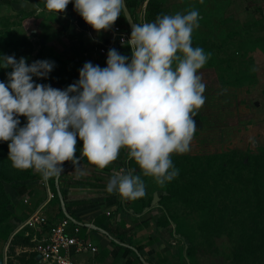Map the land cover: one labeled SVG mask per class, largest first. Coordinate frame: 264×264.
Listing matches in <instances>:
<instances>
[{
    "label": "clouds",
    "instance_id": "9594fccd",
    "mask_svg": "<svg viewBox=\"0 0 264 264\" xmlns=\"http://www.w3.org/2000/svg\"><path fill=\"white\" fill-rule=\"evenodd\" d=\"M70 2L45 0L36 14L65 12ZM74 10L97 32L110 30L126 13L123 0H74ZM198 27L195 9L135 23L130 39L122 41L131 46L130 58L109 49L106 67L84 63L79 79L63 90L33 80L48 77L55 62L29 65L25 57L0 56V67L12 69L7 83L0 81V141L8 142L12 166L48 180L71 161L80 178L86 170L75 155L79 138L83 157L99 170L125 150L144 177L161 187L171 182L179 174L172 155L190 150L194 117L206 101L199 70L212 54L193 46ZM20 116L27 120L23 126ZM135 173V168L114 172L106 191L124 200L143 197L146 185Z\"/></svg>",
    "mask_w": 264,
    "mask_h": 264
},
{
    "label": "rangeland",
    "instance_id": "374dc122",
    "mask_svg": "<svg viewBox=\"0 0 264 264\" xmlns=\"http://www.w3.org/2000/svg\"><path fill=\"white\" fill-rule=\"evenodd\" d=\"M246 4L250 3L233 4L225 21H232L227 42L247 55L248 72L230 78L234 95L224 106L205 101L201 115L194 117L190 150L172 155L179 174L163 186L165 196L169 194L164 198V218L176 225L174 231L178 228L185 251L187 238L192 242L193 264H264V30L258 32L264 27V13L246 11ZM44 5L45 0H0V55L25 57L29 65L36 60L55 62L48 77L33 80L63 90L79 79V69L70 58H81L78 49L84 33L77 29L75 11L63 19L68 25L61 32L54 24L60 21L55 12L45 9L36 14V8ZM259 6L264 10V0L255 1V10ZM119 17L123 28L124 19ZM245 26L246 33L240 32ZM200 39L195 43L203 48ZM19 119L21 126L27 122L24 116ZM8 152L6 142L0 151V223L7 214L14 218L16 206L25 198L31 201L48 191L47 181L41 184L36 179L39 174L14 168ZM150 181L155 183L151 177ZM29 184L34 185L32 191L20 195L18 187Z\"/></svg>",
    "mask_w": 264,
    "mask_h": 264
},
{
    "label": "crops",
    "instance_id": "0c3cea01",
    "mask_svg": "<svg viewBox=\"0 0 264 264\" xmlns=\"http://www.w3.org/2000/svg\"><path fill=\"white\" fill-rule=\"evenodd\" d=\"M243 1L250 3L245 5L246 11L253 8V11L259 15L264 13L261 6L257 10L254 7L255 1L260 4L262 0H203L202 3L201 0H177L170 2V10L166 12V14L184 13L192 9L199 12V27L192 34V43L196 47L197 38H201L202 41L199 42L205 44L203 47L205 52L212 54L199 72L203 82L209 83L203 95L209 102L218 101L216 104L218 107L224 106L226 100L234 95L232 86L229 84L230 78L237 74L246 75L248 72L247 55L242 54V50L240 53L233 49L232 44L227 42L228 36L231 35L232 21L227 18L225 21L226 11L233 4L242 5ZM71 3L74 4V0ZM70 5L68 4L65 12L56 13L60 21L55 20L54 24L61 32L66 31L68 23L63 19L66 20V17L70 16ZM76 15L77 29L84 33V41L78 49L82 59L76 56V60L90 61L103 68L106 67L109 49L115 48L121 55L131 52L130 45L119 42L118 39H112V28L97 32L84 19H82L83 24L79 22L77 12ZM234 16V14L230 15L232 18ZM117 20L121 22L120 17ZM235 20L238 21L239 18L235 17ZM123 25L124 30L129 31L126 30L125 21ZM54 29L55 27L51 26L50 31ZM247 29L248 26H245L240 32L246 33ZM262 30L264 27L258 32H263ZM102 47L107 48V53L100 52ZM203 107L204 105L199 109L198 114L201 115L200 110ZM76 147L75 155L79 158L80 166L86 170V175L77 178L74 172L75 166H72L71 162L65 168L64 174L56 177V188L58 193L61 192L59 195L64 201V206L61 199L59 205L54 196L51 197L54 187L48 180H46L48 191L45 194L41 193L39 197L31 198V201L25 198L24 203L21 202L16 206L15 217L12 218L15 229L5 243H0L1 264L9 262L44 264L33 250L31 239L29 243H26L24 237H21L26 231L40 234L45 230H36L24 225L27 219L39 209L47 216L51 224L68 217L72 222L70 230L73 228V223L81 227L77 236L84 240L89 248L87 250L71 248V256L76 264H193V261L187 257L185 248L183 249L181 237L174 231L176 225L173 222L169 225L164 223L163 208L167 199L162 197L166 194L159 198L158 205H151L155 192L165 191V188L150 181V177L140 174L139 166H132L131 162L126 160V154L123 151L116 161L105 169L99 170L83 157L82 147L78 144ZM121 168H135V174L141 175L146 185V193L143 197L136 200H124L118 193L109 194L106 191L110 177ZM15 234L18 236L15 237ZM137 256L142 263L136 261Z\"/></svg>",
    "mask_w": 264,
    "mask_h": 264
},
{
    "label": "built area",
    "instance_id": "2783aa9c",
    "mask_svg": "<svg viewBox=\"0 0 264 264\" xmlns=\"http://www.w3.org/2000/svg\"><path fill=\"white\" fill-rule=\"evenodd\" d=\"M144 22L146 20L143 12L139 23ZM111 33L112 39H118L119 42L130 39L129 31H125L118 20L113 25ZM100 52L107 53V48H100ZM52 196L53 194H51ZM71 224L72 222L68 217L51 224L41 209L35 211L27 219L25 226L33 227L36 230L45 229L40 234L31 233V231L25 232V235L33 243V250L44 264H76L71 256V248L75 247L76 250H87L89 248L86 242L77 236L81 227L74 224L72 230H70ZM93 250H96V248H93Z\"/></svg>",
    "mask_w": 264,
    "mask_h": 264
},
{
    "label": "trees",
    "instance_id": "16d2710c",
    "mask_svg": "<svg viewBox=\"0 0 264 264\" xmlns=\"http://www.w3.org/2000/svg\"><path fill=\"white\" fill-rule=\"evenodd\" d=\"M170 2H172V0H126L127 7L131 11L135 21L138 23L141 20V14L143 12L145 15L146 22H153L155 20V18L157 17V15L166 14V12H168L170 10ZM145 3H146V6H144ZM71 11H75V10L73 8H71ZM121 15H122L125 23H127L126 18L124 16V13ZM78 18H79V22L81 21V23L83 24V21H82L83 18L79 14H78ZM126 30H129L128 25L126 26ZM126 54L128 55L129 58L131 57V52L126 53ZM0 56H2V55H0ZM70 62L72 64L75 63L76 68H78L79 70L83 67L84 63H86V61L76 60V57L70 58ZM63 64H67V63H63ZM105 65L107 66V63ZM11 70L12 69L10 67L9 68L0 67V81L7 83V81H8L7 73L10 72ZM77 140H78L77 144L80 145V147H83V141L79 140V138H77ZM5 145H6V142L0 141V151L3 150ZM122 151L125 152V154L127 155L125 150H122ZM130 162H131L132 166L137 165L134 160L130 161ZM70 163H71V161H65L63 163V171H62L60 176H62L64 174L65 168ZM109 168L111 169V166ZM36 179H39L41 181V184H44V179L41 176L37 177ZM55 179H56V177L50 178V179H48V181L53 185V187H54V199L60 205V199L61 198H60V195H59L58 190L56 188V180ZM33 187H34L33 184L21 185L18 187V193L20 195L28 194L32 191V190L30 191V189ZM167 196L164 195L162 197V199L166 198ZM164 219H165L164 223L167 225H169L172 222V220L170 218H168L167 216H165ZM73 224H75V223H73ZM14 229H15V224L12 221V218L8 217V214H7L5 219L0 223V243L1 244L5 243L10 238ZM176 229H177L176 230V234H177V233H179V230H178V228H176ZM17 236H18V234H15V237H17ZM28 239L30 240V238H28ZM186 244H188V246L186 248V254H187V257L189 259H191L192 254H193V245H192V242L188 238H187ZM184 248L185 247H183V249ZM136 261L141 262V260L138 256L136 257Z\"/></svg>",
    "mask_w": 264,
    "mask_h": 264
},
{
    "label": "water",
    "instance_id": "95a60500",
    "mask_svg": "<svg viewBox=\"0 0 264 264\" xmlns=\"http://www.w3.org/2000/svg\"><path fill=\"white\" fill-rule=\"evenodd\" d=\"M123 3H124V6H125V9H126V13H124V16L126 18V21H127V25H128V28H129V33H130V36H131V31H132V25L135 24V23H138L135 21L131 11L129 10V8L127 7V4H126V0H123ZM73 166V163L71 164ZM58 180V179H57ZM60 195H61V192L59 191ZM167 192L166 191H162V192H159V191H156L155 192V198L153 199L152 201V206H156L158 205L159 203V198L162 197L163 194H166ZM62 200V205L64 206V201L63 199L61 198ZM16 224H18V222H15ZM19 225V224H18Z\"/></svg>",
    "mask_w": 264,
    "mask_h": 264
}]
</instances>
